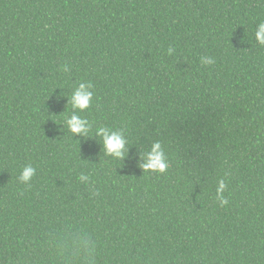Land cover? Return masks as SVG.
<instances>
[{
    "label": "trees",
    "instance_id": "obj_1",
    "mask_svg": "<svg viewBox=\"0 0 264 264\" xmlns=\"http://www.w3.org/2000/svg\"><path fill=\"white\" fill-rule=\"evenodd\" d=\"M261 22L264 0H0V264H264ZM155 141L164 173L139 167Z\"/></svg>",
    "mask_w": 264,
    "mask_h": 264
},
{
    "label": "clouds",
    "instance_id": "obj_2",
    "mask_svg": "<svg viewBox=\"0 0 264 264\" xmlns=\"http://www.w3.org/2000/svg\"><path fill=\"white\" fill-rule=\"evenodd\" d=\"M255 39L257 43L264 46V22H261L257 26L255 32ZM175 49L169 47L168 54L172 55ZM200 62L203 65H212L215 63L214 59L210 56H203L200 58ZM64 71H68V66L63 67ZM93 85L91 82H81L76 86L68 97V104L71 105L72 114L65 118V125L73 136H89L92 129V123L85 117H82L80 113L88 109L93 99ZM96 135L102 138L104 151L106 154L114 157H122L125 153V140L122 134L118 131L110 130L106 127H98L96 129ZM144 172L152 171L158 173H164L168 167L163 151L162 145L159 141H155L151 145L150 151L145 154L144 162L139 165ZM36 174V169L32 165H25L18 177L19 181L24 184H28L32 177ZM79 179L81 181H87L89 176L81 174ZM227 188L224 180H219L216 188V199L220 205L223 206L228 203L227 198L224 196V192Z\"/></svg>",
    "mask_w": 264,
    "mask_h": 264
}]
</instances>
